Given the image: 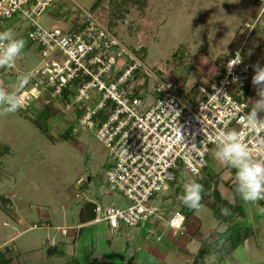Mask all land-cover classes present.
<instances>
[{
    "label": "rangeland",
    "instance_id": "374dc122",
    "mask_svg": "<svg viewBox=\"0 0 264 264\" xmlns=\"http://www.w3.org/2000/svg\"><path fill=\"white\" fill-rule=\"evenodd\" d=\"M97 1L57 0L38 19L46 28L59 26L68 30L76 26L83 10L91 11L126 46L132 50L144 47L145 51L137 54L149 68L156 72L164 70L169 78L179 80L181 85L192 86L207 84L215 78L228 53L244 38L245 22L252 21L263 10L259 0H143L141 5L134 0H100L93 9L92 5ZM71 17L75 20L71 21ZM7 29H12L14 36L26 41L15 66L0 68V86L6 93L15 94L21 90V78L28 79L24 88L31 86L30 72L40 64L41 53L40 48L28 39L24 20L4 19L0 31ZM255 41L256 37L250 35L243 44L242 65L249 77L245 93L250 108L257 99L251 83L253 66H264V31L258 38V49H253ZM180 46L185 51L177 65L173 54ZM154 84L153 78L139 75L132 89L146 86L149 89L147 100H152ZM40 107V102L35 101L28 109L21 108L13 114L0 113V249L6 247L12 264H53L43 249L48 236L57 242L70 241L67 246L71 249L70 235L75 230L63 235L57 228H75L89 222L84 218V204L92 200L94 193L108 190L102 173L111 158L104 144L92 130L83 126H78L75 134L69 132L63 137L60 131L66 129L65 120H56L58 124L53 130L48 118L38 117L43 109ZM217 164L222 166L218 161ZM218 174L222 195L229 193L230 197L231 192L225 184L229 168L224 165ZM180 176L177 171V179ZM80 177L89 185L82 187L76 196V181ZM114 196L116 206L131 203L117 191ZM180 206L178 202L177 207ZM258 206L264 207L260 202L258 205L242 202L243 216L236 217V226L242 219L245 227L253 230L246 243L237 245L235 238L229 242L226 252L221 253L217 251L219 248L210 247V240L205 241L208 252L205 257L214 256L213 264H264V255L258 249L264 250V215L258 212ZM196 214L202 220L200 231L204 236L209 235L211 229L222 230L208 203H203ZM42 224L44 226H40ZM127 228H124L125 234ZM104 231L110 238H119L106 223L82 229L76 247L80 264H87L86 258L88 264L97 261V264H124L101 240ZM122 240L124 246L129 242L125 235ZM119 254L124 260L125 249ZM55 256L59 258L60 254ZM67 259L70 260L69 256L61 264ZM204 259L200 258L199 263Z\"/></svg>",
    "mask_w": 264,
    "mask_h": 264
},
{
    "label": "built area",
    "instance_id": "2783aa9c",
    "mask_svg": "<svg viewBox=\"0 0 264 264\" xmlns=\"http://www.w3.org/2000/svg\"><path fill=\"white\" fill-rule=\"evenodd\" d=\"M56 1L0 0V24L4 19L24 20L28 39L40 48V64L30 72L31 86L18 91L22 108L28 109L35 101L40 108L61 107L55 109L70 133L75 134L78 126L86 127L109 152L112 165L103 171L102 180L108 190L119 192L131 203L120 207L94 202L93 222L116 229L120 224L133 227L159 217L160 209L152 201L176 181L177 171L200 176L215 151L214 138L224 131L239 132L253 156L264 159L256 134L238 118L250 110L243 44L254 35L253 49L259 47L264 0H259L263 10L245 22L244 38L228 53L215 78L193 86L181 85L164 70L149 68L138 57L140 48L126 46L91 11L83 10L76 26L68 30L44 27L38 17ZM139 75L154 79L152 100H147L146 86L132 89ZM259 135L264 137V132ZM76 183L79 196L84 179L80 177ZM235 183L234 178V191ZM260 203L264 205V201ZM183 221L179 211L168 220L175 228ZM78 228L58 227L63 235L69 230L76 234ZM47 240L51 247L57 244L53 238Z\"/></svg>",
    "mask_w": 264,
    "mask_h": 264
},
{
    "label": "crops",
    "instance_id": "0c3cea01",
    "mask_svg": "<svg viewBox=\"0 0 264 264\" xmlns=\"http://www.w3.org/2000/svg\"><path fill=\"white\" fill-rule=\"evenodd\" d=\"M58 119H60V121L64 120L63 116L58 112V109L54 108L51 115L48 117V120L51 121L53 130L58 124V122L56 121ZM64 130L65 129L61 130L60 132L63 133ZM111 165L112 160H110V163L107 167ZM214 166L217 167L218 170L219 168H221V170L224 169V165L221 166L217 164V159L214 156V151H212L209 165L207 167L210 168L212 172L216 173V179L217 182H219L218 172H220L221 170H215ZM227 168H229L230 174L225 180V184L229 187V192H231V199L228 196L229 193L226 196L222 195L219 184L217 185V187L223 198H225L229 202H233L234 190L229 185L232 184L235 178V169H232L228 166ZM179 174L181 176L178 177V179H176L173 184L169 183L164 191L159 195V197L152 201V204L160 209L161 215L159 217H152L148 219L143 225L140 224L133 227L128 226V228L125 227V225L120 224L118 228L111 231L112 233L114 232V234L117 233L119 238H110L107 236V231H104L105 235L101 238V240L104 241L105 244H107L116 259L119 258V260L124 262V264H187L190 262L192 264H198L199 258H197V253L201 248H204L205 241L210 240L211 244L208 242L210 247L214 248V250H216V248H219L217 251H221V253L226 252L229 242L233 241L235 238H237V242L235 241L237 245L244 244L248 241L249 236L251 235V232L253 230L251 231V229L249 230V228L245 227L242 219L240 221V225H237L234 229L228 232V230H226L227 223L220 222L216 218L219 226H222V230L216 231L217 228H215L214 230L211 229L210 234L204 236V234H202V232L200 231L202 227V220L197 216V210H194L191 215L186 217L181 210V206L183 203L181 199H179L184 191V185L201 177H192L181 171L179 172ZM93 195L94 196L92 200H90L93 202H103V204L106 203L114 205V201H117V199H115L114 192L110 190H100L98 193H94ZM211 199L212 198H208L205 202L208 203L210 207L212 203ZM178 202L181 203L180 207H177ZM176 211H179L184 215V221L182 222V226L180 228L172 227L168 222L169 218L172 217ZM100 223L105 222L91 221L84 224H78L77 227L98 226L100 225ZM106 226L109 228V230L111 229L107 223ZM124 228L128 229L127 234L123 232L125 231ZM124 235L126 236V241H129L127 242V244H129H126L125 246L122 240ZM70 236L72 238L71 249L67 246V243H69L70 241H62L57 242V244L54 246L56 250L54 253H46L47 258L51 259L53 264H61L66 256L67 258L69 256L70 260L67 259L65 264H70L71 261L77 259V254L79 252L77 248L80 238L77 239L74 232H72ZM12 237L13 236H11V238ZM49 237L54 239V237H52L51 235H49L48 238ZM44 246L45 247L43 249H45L46 252L47 247H49L47 239L44 242ZM123 248L125 249L126 257L124 260H121L122 256L119 253ZM258 249L259 251L261 250L264 255V250L261 249V247H258ZM57 254H60L59 258L55 256ZM7 256L11 257L10 255ZM207 257L208 256H206L203 262L199 264H207ZM88 262L89 259L86 258V263L88 264ZM97 262L95 264H97Z\"/></svg>",
    "mask_w": 264,
    "mask_h": 264
},
{
    "label": "clouds",
    "instance_id": "9594fccd",
    "mask_svg": "<svg viewBox=\"0 0 264 264\" xmlns=\"http://www.w3.org/2000/svg\"><path fill=\"white\" fill-rule=\"evenodd\" d=\"M25 46L26 41L16 38L12 29L0 31V68H13ZM253 68L251 83L257 99L252 102L250 110L238 118L249 132L256 134L260 150L264 152V137L259 135L264 132V66L256 64ZM27 83L28 79L21 78V89ZM0 106L2 114L16 113L24 106L23 98L19 92L9 94L0 88ZM214 143L217 161L235 169V194L246 204L258 205L260 201H264V159L254 157L251 146L235 130L224 131L214 138ZM203 192V185L193 180L184 185L181 201L186 207L198 211L202 207ZM258 212L264 215V207L258 206ZM221 214L227 216L229 210L221 208ZM213 260L214 256L209 257L207 264H212Z\"/></svg>",
    "mask_w": 264,
    "mask_h": 264
},
{
    "label": "trees",
    "instance_id": "16d2710c",
    "mask_svg": "<svg viewBox=\"0 0 264 264\" xmlns=\"http://www.w3.org/2000/svg\"><path fill=\"white\" fill-rule=\"evenodd\" d=\"M100 0H98L97 2H95L92 5V8H96V6L98 5ZM123 2L127 1V0H121ZM135 3L138 4H143L144 1L143 0H134ZM184 48L182 46H180L173 54L174 62H177V65H180V62L183 59V55H184ZM54 107L52 105H46L44 106V108L42 109V111L39 113L38 117L40 119H47L52 111H53ZM70 130L67 128L64 130L63 133H61L60 135H62L63 137H65V135L67 133H69ZM199 179L195 180L196 182L200 183L203 185L204 188V192H203V199L201 201L202 203H205L206 200L208 198H212V203H211V209H212V213L213 215L220 221V222H225L227 223V229L228 232L231 231L232 229H234L236 227V217L237 216H243V210L241 207V203L243 202L240 197L238 195L235 194L234 191V195H233V202H229L228 200H226L225 198H223L220 194V191L218 190V182L216 179V173L212 172L210 168L205 167L203 169V171L200 174ZM171 184L174 183V181L170 182ZM89 183H87L86 181H84V184L80 187V189H82V187H88ZM232 187V184L230 185ZM221 208H227L229 210V215L224 216L221 214ZM181 210L182 212L185 214V216H189L193 213V209H190L188 207H186L184 204H182L181 206ZM85 226H80L78 228V232L75 234L76 238H80L81 235V231ZM6 247H4L3 249H0V264H12V258L11 257H7V253H6ZM55 247H47L46 249V253L47 254H52L54 253ZM208 252L206 251V248L204 246V248H201L198 253H197V258H205V255H207ZM72 264H80L79 259H75L73 261H71ZM203 262V261H202Z\"/></svg>",
    "mask_w": 264,
    "mask_h": 264
},
{
    "label": "water",
    "instance_id": "95a60500",
    "mask_svg": "<svg viewBox=\"0 0 264 264\" xmlns=\"http://www.w3.org/2000/svg\"><path fill=\"white\" fill-rule=\"evenodd\" d=\"M139 50H140V52H143V51H145V48L140 47ZM94 208H95V203L93 201H87L84 204V218L89 222L93 221L95 218Z\"/></svg>",
    "mask_w": 264,
    "mask_h": 264
}]
</instances>
